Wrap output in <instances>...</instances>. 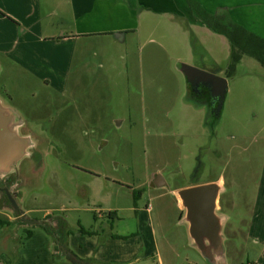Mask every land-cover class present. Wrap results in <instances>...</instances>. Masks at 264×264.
Instances as JSON below:
<instances>
[{
    "label": "rangeland",
    "instance_id": "1",
    "mask_svg": "<svg viewBox=\"0 0 264 264\" xmlns=\"http://www.w3.org/2000/svg\"><path fill=\"white\" fill-rule=\"evenodd\" d=\"M0 1L16 25L38 34L39 42L22 41L27 65L67 66L73 45L43 38L61 33L46 0ZM218 11L229 16L226 8ZM180 22L143 11L138 31L125 42L81 40L73 73L67 80L47 79L52 86L12 81L5 88V75L0 79V98L33 142L19 175L0 179V186L29 219H50L56 227L64 217L67 246L78 258L88 252L113 264H264V68L253 58L241 59L226 78L217 117L207 103L188 97L180 65L225 78L228 43L200 27L190 33ZM52 24L54 32L47 27ZM12 30L0 25L4 49L13 45ZM20 48L8 55L20 57ZM157 175L165 183L161 188L153 185ZM204 184L216 187L215 240L191 235L180 197ZM137 191L143 195L134 205ZM0 210L17 217L3 193ZM79 224L90 233H81ZM35 230L31 243L16 248L17 258L0 255V264H58L55 238Z\"/></svg>",
    "mask_w": 264,
    "mask_h": 264
},
{
    "label": "crops",
    "instance_id": "2",
    "mask_svg": "<svg viewBox=\"0 0 264 264\" xmlns=\"http://www.w3.org/2000/svg\"><path fill=\"white\" fill-rule=\"evenodd\" d=\"M46 2L50 5L47 8L51 10V16L57 18L58 22H60V31L58 32L61 33H49L43 38L49 42L73 45L67 66L63 65V62V64L61 63L59 66L56 65L54 67H51L49 63H41L38 65L40 69L36 70L27 65V54L22 41L27 38L28 40L33 39L39 42L38 34H29L30 32L21 23L19 26L16 25L13 21H17L15 14L0 1V25L3 28H13L14 30H12L14 35L13 45H7V49H4L2 43H0V79L5 75V88H11L12 81L17 82L18 85L26 86L27 84L39 83L50 85L47 79L51 81L55 77L67 80L71 72L73 73V56L79 41L89 40L94 37H119L121 41L125 42L130 33L138 31L139 15L143 11L156 15H173L181 21L182 28L190 33L193 32L192 29L195 27L211 32L205 26L200 25L192 16L190 6L186 0H59V3L53 0H46ZM199 2L210 12H213L210 8H216L214 11L219 8H226L233 22L264 38V0H199ZM41 8L42 6H39V9ZM130 18H132L133 22H130ZM64 21L69 22L70 26H65ZM53 25L47 26L52 32H54L53 27H55ZM43 29L45 27H42L41 32ZM16 46L21 47L19 50L20 57L8 55ZM11 96L10 94V98ZM10 100L13 101L14 98ZM181 208L183 207L181 206ZM0 211L4 212H0V215L3 216L0 220L12 223L10 225H0V255L8 256L9 260H14V258L19 256L16 248L24 246L26 242L28 244L31 243L35 235L39 234L38 230L35 229L40 228V226H27L25 223L15 222L19 216L14 217L13 214L7 211ZM24 213L28 214L29 211L25 210ZM113 216L116 219L115 214ZM62 219L66 222L64 217ZM94 220L98 222V218L95 217ZM48 222L51 226L54 225L50 219H48ZM26 231L30 232L29 237H26ZM79 257L88 261L89 264H113V262L109 261L110 258L92 256L88 252L85 255L80 254ZM55 262L58 264H69L63 259ZM131 262L136 263L137 261Z\"/></svg>",
    "mask_w": 264,
    "mask_h": 264
},
{
    "label": "water",
    "instance_id": "3",
    "mask_svg": "<svg viewBox=\"0 0 264 264\" xmlns=\"http://www.w3.org/2000/svg\"><path fill=\"white\" fill-rule=\"evenodd\" d=\"M180 71L186 80L198 79L210 85L211 95L224 100L227 91V79L215 74L207 73L186 64L180 65ZM221 105L219 106L220 109ZM23 122L17 112L6 106L0 98V179L10 175H19V167L24 159L30 156L33 142L30 137L20 133ZM156 188L165 185L162 178L157 175L153 181ZM216 187L213 184H204L190 187L180 192L187 213L191 220V235L200 238L202 235L215 240L219 234V225L214 217V201ZM10 204L21 223L33 226L50 225L48 220H32L26 217L22 208L10 198ZM17 216V217H18Z\"/></svg>",
    "mask_w": 264,
    "mask_h": 264
},
{
    "label": "trees",
    "instance_id": "4",
    "mask_svg": "<svg viewBox=\"0 0 264 264\" xmlns=\"http://www.w3.org/2000/svg\"><path fill=\"white\" fill-rule=\"evenodd\" d=\"M190 6L192 16L200 25L205 26L211 32L223 36L228 42L230 52L229 61L225 71V78L229 79L234 76L236 69L241 59L244 56L253 58L264 68V38H261L238 23L233 22L228 15L220 13V11L210 12L207 8L201 5L199 0H186ZM141 191L133 192V202H136L141 197ZM114 213H109L108 218L114 220ZM18 216V215H17ZM95 218V216H94ZM56 227L50 225L40 226L47 233L51 234L57 245L55 250L57 252L56 260L63 259L69 264H89L88 261L78 258L73 254L66 243V236L68 234L67 224L65 220L60 219ZM10 222L0 220V225H10ZM79 231L83 234H89L79 224ZM30 232L26 231V237H29ZM115 238V236H113ZM116 238H120L117 236ZM123 239V238H122Z\"/></svg>",
    "mask_w": 264,
    "mask_h": 264
},
{
    "label": "flooded vegetation",
    "instance_id": "5",
    "mask_svg": "<svg viewBox=\"0 0 264 264\" xmlns=\"http://www.w3.org/2000/svg\"><path fill=\"white\" fill-rule=\"evenodd\" d=\"M186 92L190 99L196 102H204L208 104L209 111L212 114L219 116V111L223 105L224 100L222 101L219 97L211 95L210 85L206 82L199 81L198 79H193L191 81L186 80ZM221 105L220 109L219 106ZM216 117V118H217ZM0 194H4L6 200L10 204V191L5 186H0Z\"/></svg>",
    "mask_w": 264,
    "mask_h": 264
}]
</instances>
